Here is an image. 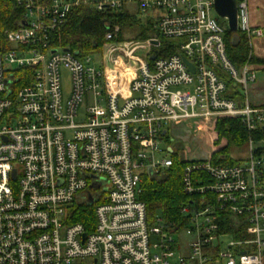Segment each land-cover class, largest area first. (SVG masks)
Wrapping results in <instances>:
<instances>
[{"label":"built area","instance_id":"obj_1","mask_svg":"<svg viewBox=\"0 0 264 264\" xmlns=\"http://www.w3.org/2000/svg\"><path fill=\"white\" fill-rule=\"evenodd\" d=\"M16 2L24 19L0 36V264H264V141L250 140L238 165L188 162L182 182L192 199L180 224H151L141 199L144 179L174 165L170 124L199 120L212 130L229 117L249 132L264 127V107L248 92L257 73L230 61L215 0ZM236 3L251 45L264 27L251 26L247 0ZM128 4L154 32L132 42L109 28L108 65L51 46L73 11ZM164 42L175 52L158 56ZM21 70L29 83L17 89ZM227 79L242 98L231 97ZM92 207L93 222H75L78 208Z\"/></svg>","mask_w":264,"mask_h":264},{"label":"trees","instance_id":"obj_2","mask_svg":"<svg viewBox=\"0 0 264 264\" xmlns=\"http://www.w3.org/2000/svg\"><path fill=\"white\" fill-rule=\"evenodd\" d=\"M24 16L25 10L18 5L16 0H0V36H3L6 31L18 28ZM138 21L136 16H131L125 11L98 12L89 8H79L70 14L66 25L51 36V46L56 49H69L81 57L96 54L101 52L109 28L112 30L118 26L121 30L119 40H123L122 32L133 26H138ZM139 27L141 32L138 37L141 40L152 37L154 32L152 22L149 21L145 26L139 25ZM236 36L238 41L235 44L234 38ZM225 41L228 57L234 66L238 68L247 64L264 66V59L254 56L246 34L240 31L235 34L228 29L226 30ZM173 52H175V47L164 42L163 49L158 53V56H168ZM17 75L19 76L17 89L29 83V79L24 80L28 71L21 70ZM227 84L231 97H243L239 87L234 86L231 80L227 79ZM211 132L213 133V151L209 160L213 165H238L244 161V158H236L234 154L246 153L250 140L264 141V127H258L256 131L249 132L238 118L222 117L216 119ZM260 153H264V150L257 154ZM187 164L186 160L181 162L176 157L173 167L164 176L144 179L141 199L147 206L151 224H154L159 217L177 224L183 222L180 214L181 207L192 199L183 190L182 173ZM76 211L75 222L86 224L88 218L93 222V207L78 208ZM227 220L229 221V219Z\"/></svg>","mask_w":264,"mask_h":264},{"label":"rangeland","instance_id":"obj_3","mask_svg":"<svg viewBox=\"0 0 264 264\" xmlns=\"http://www.w3.org/2000/svg\"><path fill=\"white\" fill-rule=\"evenodd\" d=\"M125 12H128L131 16H136L139 20L138 24L145 26L149 21L152 22V19H148L142 13L137 12L136 5L128 4L125 5ZM216 20L219 24H221L225 30L229 29L228 20L219 16L217 12L214 13ZM133 26L128 28L122 32L123 41H132V42H140L141 40L138 36L141 32L140 27ZM125 45V43H123ZM136 55L139 57H144L145 51L138 50ZM93 59L97 63V65L102 66L104 64H109L110 60L106 59L104 62L103 56L101 52L93 54ZM118 63H125L126 59L121 56L118 60ZM70 76L67 72L63 73V82H64V98L68 97V93L70 90ZM261 81H264V74L260 73L257 78V84ZM249 99H251V86L249 87ZM168 131L169 143L177 150V157L179 161L184 162H193L199 160H208L213 151V133L210 129H207L205 123L199 120H183L176 124H170L166 127ZM238 158H244L246 153L243 155H236ZM152 241H155L152 239Z\"/></svg>","mask_w":264,"mask_h":264},{"label":"crops","instance_id":"obj_4","mask_svg":"<svg viewBox=\"0 0 264 264\" xmlns=\"http://www.w3.org/2000/svg\"><path fill=\"white\" fill-rule=\"evenodd\" d=\"M249 8V21L253 27H264V0H247ZM254 56L259 59H264V37L255 38L251 42ZM257 73V78L260 73L264 74V66L250 65ZM252 103L256 106L264 107V81L256 82L251 86ZM241 155V154H239ZM243 155V154H242ZM238 158V156L236 157Z\"/></svg>","mask_w":264,"mask_h":264},{"label":"water","instance_id":"obj_5","mask_svg":"<svg viewBox=\"0 0 264 264\" xmlns=\"http://www.w3.org/2000/svg\"><path fill=\"white\" fill-rule=\"evenodd\" d=\"M215 10L219 16L228 20L229 30L236 34L238 32V9L236 0H215ZM237 41L238 37L236 36L234 38V43L236 44ZM154 44L157 43L155 42ZM65 51L68 52L69 49H65ZM150 60L154 61L155 57H150ZM188 65L190 69L194 71V68L190 64Z\"/></svg>","mask_w":264,"mask_h":264}]
</instances>
